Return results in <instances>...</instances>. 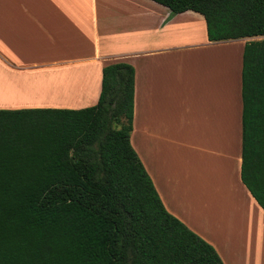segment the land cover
<instances>
[{
	"label": "crops",
	"instance_id": "0c3cea01",
	"mask_svg": "<svg viewBox=\"0 0 264 264\" xmlns=\"http://www.w3.org/2000/svg\"><path fill=\"white\" fill-rule=\"evenodd\" d=\"M237 41L210 42L202 15H172L152 0H0V109L95 105L102 68L131 65L130 143L165 209L212 245L223 264H264V211L240 180L244 43L236 47L240 58L230 52L217 61L213 78L200 74L194 98L198 66L192 82L182 69ZM196 127L206 144L187 153L196 156H181L180 133L186 143ZM206 154L219 155L220 163Z\"/></svg>",
	"mask_w": 264,
	"mask_h": 264
},
{
	"label": "trees",
	"instance_id": "16d2710c",
	"mask_svg": "<svg viewBox=\"0 0 264 264\" xmlns=\"http://www.w3.org/2000/svg\"><path fill=\"white\" fill-rule=\"evenodd\" d=\"M244 41L240 180L264 211V0H152ZM134 69L102 68L95 105L0 109V264H223L164 207L130 143Z\"/></svg>",
	"mask_w": 264,
	"mask_h": 264
},
{
	"label": "rangeland",
	"instance_id": "374dc122",
	"mask_svg": "<svg viewBox=\"0 0 264 264\" xmlns=\"http://www.w3.org/2000/svg\"><path fill=\"white\" fill-rule=\"evenodd\" d=\"M246 39H243L242 40V42L244 43V41H245ZM240 40H238L237 42H236V45L232 48V50L231 49H228L226 46H223V47H221V48H218L217 49V52H212V51H208V52H204L203 53V55H202V57H199V56H197V57H195L194 58V62L193 61H189V63H188V66H189V69L187 68V66L186 65H184L183 67H182V69H183V71H184V73H186V72H188V74H189V81L190 82H192L193 80H194V74L196 73V70H195V65L196 66H198V73H199V76H198V80H194V84L192 83V85L190 86V90H191V92H192V98H194V97H196V95H195V93H194V91H195V86L197 85V84H200V82H201V76H200V74L201 73H203V75H204V78L203 79H207V78H213V76H214V74H215V68H216V63H218L217 61H219V60H221V59H223L224 57H225V54L227 55V54H229L230 52L233 54V52H234V50H236L237 51V56H238V58H240V54H241V50L239 51V54H238V48L236 49V47H239L241 44V42H239ZM237 56H235V57H237ZM233 57H234V55H233ZM224 60V59H223ZM234 61V60H233ZM179 62H181V61H177L176 62V64L177 63H179ZM187 62V61H186ZM186 62H184V63H186ZM196 62V63H195ZM235 62V61H234ZM223 67H224V65H223ZM134 69V68H133ZM182 72V71H181ZM190 72V73H189ZM134 74H135V70H134ZM191 75V76H190ZM222 76H225V73L222 75ZM192 101H194V102H196V103H199L200 102V98H196V99H191ZM198 108H203V107H198ZM147 112H150V113H153V114H157L156 112H154V110L152 109V108H150V107H147ZM207 116V115H206ZM207 117H209V116H207ZM207 117H205V116H201V117H199L198 118V120H199V125L200 126H202V125H204V122L205 121H207L206 119H207ZM221 122H223V119H221ZM198 125V124H197ZM196 129L197 130H193L192 131V133H191V135H190V137H189V140L186 142V143H184L185 141H184V139H186L185 138V136L184 135H182L181 133H180V137H179V140H177V142L181 145V156L183 155V154H185V155H187L186 156V158L187 157H190V156H196V154L195 155H188L187 153H189L190 152V149L192 148V147H194L195 145H196V143L197 144H206V140H203L204 139V137H205V134H206V132L202 129V130H198V127H196ZM138 142H140L139 140H138ZM189 145L188 146V152H186V149H185V147H184V145ZM140 145V144H139ZM192 145V146H191ZM216 148V147H215ZM214 148V149H215ZM175 149V148H174ZM203 150H207L208 152H210V150H211V147H208L207 149H203ZM208 157H206V159L205 160H208V161H213V162H216V163H220V160H219V158H220V156L219 155H215V154H213V155H211V154H206ZM191 159H193V158H191ZM183 160H185V159H183V157H181V161L182 162H184ZM165 164L167 163V161H163ZM160 164H162L163 165V163L161 162ZM156 169H159L161 172L163 171V169L164 168H162V167H155ZM201 204V206L203 205V203H201V202H197V206L198 205H200ZM196 205V204H195ZM197 206H196V209H197ZM196 211V210H195ZM195 211L193 212L194 214H196V215H198V213H200V212H197V213H195ZM201 214V213H200ZM199 214V215H200Z\"/></svg>",
	"mask_w": 264,
	"mask_h": 264
},
{
	"label": "bare ground",
	"instance_id": "6f19581e",
	"mask_svg": "<svg viewBox=\"0 0 264 264\" xmlns=\"http://www.w3.org/2000/svg\"><path fill=\"white\" fill-rule=\"evenodd\" d=\"M239 42L243 43L242 40H240ZM232 55L237 56V52H233Z\"/></svg>",
	"mask_w": 264,
	"mask_h": 264
},
{
	"label": "water",
	"instance_id": "95a60500",
	"mask_svg": "<svg viewBox=\"0 0 264 264\" xmlns=\"http://www.w3.org/2000/svg\"><path fill=\"white\" fill-rule=\"evenodd\" d=\"M246 40H248V39H246Z\"/></svg>",
	"mask_w": 264,
	"mask_h": 264
}]
</instances>
